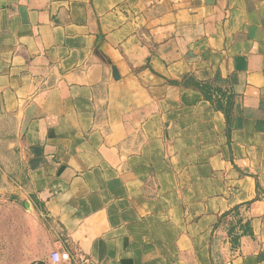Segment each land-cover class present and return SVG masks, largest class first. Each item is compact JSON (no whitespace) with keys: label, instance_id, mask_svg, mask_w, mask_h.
<instances>
[{"label":"crops","instance_id":"obj_1","mask_svg":"<svg viewBox=\"0 0 264 264\" xmlns=\"http://www.w3.org/2000/svg\"><path fill=\"white\" fill-rule=\"evenodd\" d=\"M0 147V264H264V0H0Z\"/></svg>","mask_w":264,"mask_h":264},{"label":"rangeland","instance_id":"obj_2","mask_svg":"<svg viewBox=\"0 0 264 264\" xmlns=\"http://www.w3.org/2000/svg\"><path fill=\"white\" fill-rule=\"evenodd\" d=\"M0 150L2 148L0 147ZM2 157H0L1 159ZM2 162L0 161V168H2ZM7 174V173H6ZM12 178L13 173H8ZM17 196L16 194H10V196ZM3 194H0V228L12 226L13 219L19 218L21 224L25 227H31V229H46L47 223L43 220L42 217L38 216L33 210H29L24 205L23 201H18L19 204L14 202H8V200H2ZM20 211V212H18ZM23 228V227H22ZM47 231V229H46Z\"/></svg>","mask_w":264,"mask_h":264},{"label":"built area","instance_id":"obj_3","mask_svg":"<svg viewBox=\"0 0 264 264\" xmlns=\"http://www.w3.org/2000/svg\"><path fill=\"white\" fill-rule=\"evenodd\" d=\"M49 264H99L82 251L54 250Z\"/></svg>","mask_w":264,"mask_h":264},{"label":"trees","instance_id":"obj_4","mask_svg":"<svg viewBox=\"0 0 264 264\" xmlns=\"http://www.w3.org/2000/svg\"><path fill=\"white\" fill-rule=\"evenodd\" d=\"M174 85L182 84L185 87L194 88L201 92L205 99L208 101H214L218 95L225 96V93L218 87L212 85L209 82H199L195 81L192 77L186 78L182 83L174 82Z\"/></svg>","mask_w":264,"mask_h":264},{"label":"water","instance_id":"obj_5","mask_svg":"<svg viewBox=\"0 0 264 264\" xmlns=\"http://www.w3.org/2000/svg\"><path fill=\"white\" fill-rule=\"evenodd\" d=\"M116 78V77H115Z\"/></svg>","mask_w":264,"mask_h":264}]
</instances>
